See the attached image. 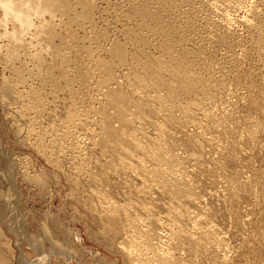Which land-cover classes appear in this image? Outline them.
<instances>
[{"label": "rangeland", "instance_id": "1", "mask_svg": "<svg viewBox=\"0 0 264 264\" xmlns=\"http://www.w3.org/2000/svg\"><path fill=\"white\" fill-rule=\"evenodd\" d=\"M71 2L73 10L57 21L58 37L53 38L67 63L45 42H33L42 61L33 56L35 48L21 50L14 61L5 47L0 50V228L9 239L0 235V242H9L0 247V258L12 252L2 263L24 264V255L36 260L52 250L49 264H134L122 248L126 235H114L99 215L102 204L92 177L106 176L107 185L100 188L120 204L149 205V216L165 217L169 231L167 223L174 220L169 198L157 191L138 194L142 176L118 174L105 165L110 157L108 161L119 162L120 154L98 143L97 109L103 97L94 60L100 59L111 61L123 91L147 104L150 118L173 133L176 147L171 152L191 156L185 176L197 201L184 206L192 204L185 207L202 215L198 220L213 223L212 236L221 240L219 247L206 236L199 243L183 238L185 246L172 245L163 225L156 224L164 243L179 249L175 252L184 264H264V0H94L91 22L82 16L78 0ZM144 9L151 12L146 21L138 14ZM114 42L124 49L125 61L111 55ZM78 58H85L84 79L74 66ZM12 68L20 69L23 78ZM5 83L17 87L15 96L4 89ZM157 93L174 120L153 101ZM72 114L77 118L71 124ZM139 117L135 126L114 125L129 130L146 126L140 131L150 139L158 134ZM188 217L178 219L182 229L190 225L186 232L191 230Z\"/></svg>", "mask_w": 264, "mask_h": 264}, {"label": "bare ground", "instance_id": "2", "mask_svg": "<svg viewBox=\"0 0 264 264\" xmlns=\"http://www.w3.org/2000/svg\"><path fill=\"white\" fill-rule=\"evenodd\" d=\"M93 1L94 0H78V4L82 8V16L85 17L87 19V21L89 20L90 22H91V19H92V17H91L92 12L95 9V5H94ZM72 3L73 2H71V0H0V50L5 47L6 50H7V53H8V54L6 53V55L8 56V58H10V60L14 61V60L17 59V57L19 58V54H20L21 50L22 51L23 50L26 51L29 48H35L36 52L34 53V51H33V53H34L33 56L36 59H41V61H42V59H43L42 52L37 50V45L41 44L42 42H45L46 45H47V48H48V50L50 52L58 51L57 53L61 57L62 61L67 63L68 59H69L67 54L65 55L64 53H62L63 52L62 50H61L62 52L60 50H57V47H56V45L54 43L55 42L54 41V39H55L54 37L55 36L58 37V34L56 33L57 32L56 31V26H58V25L56 23L59 22L58 20L62 21L64 19V17L66 16V11L67 10L69 11L73 7ZM141 3H142V1H141ZM5 5H7L8 7L6 8ZM72 10H73V8H72ZM144 11H143V13H139L138 12V14H142L141 16L146 21L147 20L146 18H148V15L150 14V16H151V12L148 13V11H146L145 9H144ZM78 16H80V15H78ZM71 17H73V16L71 15ZM76 18H78V17H76ZM81 23H82V21H81ZM153 28H155V27H153ZM62 34L63 33H61V35ZM63 36H64V34H63ZM70 37H72V35H70ZM29 39L31 41H29ZM34 41H37V45H34V43H33ZM72 45H73V43H72ZM27 52H28V50H27ZM110 52H111V55H114L119 61H122V62L125 61L124 59H125L126 55H125L124 49L119 44H116V43L113 44V47L110 49ZM168 52H169V50H168ZM3 53H5V52H3ZM81 53H82V51H81ZM100 57H103V56H100ZM135 59H136V57H135ZM82 60H81V58H80V60L78 58L75 61V65L74 66H75L76 71H78V74H79L78 77H81L82 79H84L86 77V75H87L86 72L83 71V68H84L83 67V62H84L85 58H84L83 61ZM32 61H33V59H32ZM94 61H95L96 68L99 70V72H101V76H100V78L98 80L99 87L101 88V94H99V95H102V97H103V101H101V103L99 105V108L97 109V114L99 115L98 118H100L99 121H101V128H98V129L99 130L101 129L100 131L102 133V134L99 133L101 135H100V138L98 139V141H99L98 143H99V145L101 144V146L103 144H106L107 145L106 147L109 148L111 151L114 150V149L119 151L120 156H122V157H120L119 154L117 153L119 158H120V159L117 158L119 162H117V163L114 162L115 161L114 159L111 160V161H108L111 158L110 157L107 160L105 165H109L110 167H112V169L115 170V173H118V174L121 172V173L126 175V174H131L132 172H135V175L139 174L140 177L142 176V178H141V179H143V181L141 182L142 185L139 188H137V193L138 194L143 193L141 195H147L145 193H150L151 191H157V193L159 192L161 195H164L167 198H169L168 199L169 200L168 205H170V207H169L170 211L173 212L174 220L169 221L167 223L168 224V230H169V231H167L166 221L163 222L165 217H164V219H162L160 217V215H157L160 218L157 217V216L156 217H152L153 215H151V217H150L148 212H152V211H149V210H152V208L149 205L148 206L145 205V204L143 205V204L139 203L140 201L139 202H135L134 200H133L134 203H131L132 201L131 202L129 201V203H127V204H120L118 201H115V199L113 200V198H111L107 192H103V190H101V188H100V186L102 184L103 185H107V183L104 184L106 182V180H107L106 176H100L99 178H96V177L95 178L94 177L90 178L91 179L90 182L93 184L94 188L96 189L95 193H96L97 197L99 198V200H100V202L102 204L101 205L102 206L101 211H99V213H101V214H99V215L101 216L105 226L112 233H114V232L120 233L121 232L122 236L124 234L126 235L124 237V239H123V242H122L124 247H122V246L121 247L123 248V250H124L126 256L129 258V260L132 261V263L134 262V264H184L185 262L181 263L183 261V259L182 258H181V260L179 259V257L182 256V254H180L181 255L180 256L178 253L175 252L176 249L172 250V249H174L176 247L174 246V248H172L173 246L171 247L167 243H164L166 241V240H164V241L162 240L164 238L163 237L164 233L161 232L163 234L162 235L160 233V231L158 232L156 230L157 229L156 228L157 227L156 224L163 225V227L165 228V231L168 232V234L166 233L167 235H165V237L167 236L165 239L168 238L170 244H172L173 242H175V244H178L177 242H180L179 244H182L183 243L182 242L183 238H185L186 241H189V242H190V239H191L192 242L194 241V244H195V242L199 243L200 236H204V238L206 236V240L208 238H209V240H211V238L213 237L212 233L215 231V227L213 226V223L209 224L211 222L208 223L206 220H198L197 218L198 217L201 218L202 215H199V216L195 215V213L193 211L191 212L190 210H188L186 208L187 206L192 205L194 202L197 201V199L193 195L194 194L193 193V189L194 188L191 186V183H189L190 181L189 182L187 181V178L185 176V174H186L185 163H186L187 160L189 161L191 156L186 155L185 157H181L180 154H176V153L171 152V150H173V148L176 147V146H174L175 142L172 141L173 139H176L172 135L173 133L170 130L164 128V126L162 124L154 122V120H152L153 119L152 117L150 118L149 114L146 112L147 104H145L142 101L139 102V101L133 100V98L129 97L128 94H126L123 91L122 87L119 86V82H118V78H117L115 69H114L113 65L110 63L111 61L107 62V61L100 60V59H95ZM177 61H178V59H177ZM179 61H180V59H179ZM183 61H184V59H183ZM58 62H60V61H58ZM73 62H71V63H73ZM136 62H138V61L136 60ZM9 64H10V62H9ZM141 65H142V62H141ZM160 65H161V63H160ZM9 67H10V65H9ZM18 67H19V64H18ZM57 67H58V64H57ZM51 68H48V69H51ZM12 71L16 72L15 74L20 75L19 76L20 78H23L22 75H24V73L20 69L17 68V70H15L14 68H12ZM191 71H192V69H191ZM54 72H55V70H54ZM52 74L54 75V73H52ZM163 74H162V76H163ZM53 75H52V77H53ZM167 75H166V77H167ZM59 76H61V75H59ZM46 78H48V77H46ZM195 80H197V79H195ZM178 81H181V80H178ZM163 82L161 81L160 83L164 87L166 85L165 84L166 81L164 83ZM172 83H174V82H171V84ZM154 84H156V82H154ZM189 84H191V83H189ZM192 84H194V83H192ZM4 86H5L4 89L6 91H9V94L11 93L10 95L15 96L14 94L17 93V91H18L17 87L11 85L10 83H5ZM166 86H168V85H166ZM188 86H190V85H188ZM192 87L194 88V85ZM195 87H197V86H195ZM16 89H17V91H16ZM167 89L171 90L170 87H167ZM174 90H178V88L175 89V87H174ZM191 90L193 91V89H191ZM31 91L33 92L32 89H31ZM188 91L191 92L189 89H188ZM174 92H176V91H174ZM174 94H177V93H174ZM19 95H20V91L18 92V96ZM161 95H159V94L156 95V96L154 95L155 97H153V101L156 102L157 105H159L158 108L160 109V111L165 112L163 115L167 116L168 118L170 117L169 120H171L174 117H172V115L169 116L170 114L168 113V109H167L168 107L165 104V99ZM172 96H173V94H172ZM14 98H17V97H14ZM99 98H100V96H99ZM170 98H171V95H170ZM170 102H171V100H170ZM172 103H173V100H172ZM174 104H175V102H174ZM77 111H78V109H77ZM125 114H126V116H128V117H126L127 119L126 118L124 119ZM135 117L136 118L139 117V119H143L144 121H147V122H145V124L147 126L148 125L155 126V128L157 129L156 131L158 132V134L155 133L156 135L154 137H151V139H150V136H147V137H149V139L145 141V138H147L146 137V133H145V136H144L143 135L144 134L143 130L140 131V129H143L146 126L142 127L143 125H140L141 127L136 126L137 128H131L132 126H130V130H129V128L125 129L124 127H125V125L127 127V124H126L127 122H128V124L132 125L134 123V121H136ZM167 117H165V118L168 119ZM76 118L77 117L72 114L69 117V122L71 124L76 122ZM139 119H137V120L139 122H141L142 120H139ZM154 119H155V117H154ZM172 120H174V119H172ZM116 121L120 122L121 124L123 122V124H125L123 126V128H121L122 126L121 127H116L114 125L115 124L114 122H116ZM141 124H144V122L142 121ZM133 125L135 126V124H133ZM166 125L168 126V124H166ZM145 130H146V128H145ZM20 132H22V131H20V129H19V133ZM67 133H69V131ZM70 133L72 135L73 131L70 132ZM93 134L96 135L95 132ZM91 136H93V135H91ZM172 136H173V139H172ZM43 139H44V137H43ZM95 142L96 141H94V143ZM176 145H178V144H176ZM170 146L172 148H170ZM103 147H105V146H103ZM178 147H180V146L178 145ZM109 155H111V154H109ZM105 167L108 168V166H105ZM187 171H188V169H187ZM108 172H109V170H108ZM109 173H111V172H109ZM113 173L111 175H113ZM135 175H133V176H135ZM127 181H128V179H127ZM130 181H132V180H130ZM133 182H131V183H133ZM131 183H130V185H132ZM114 186H116V185H114ZM119 187H121V186H119ZM124 187H127V186L125 185ZM131 188H132V186H131ZM115 189H117V188L115 187ZM130 190L132 192V189H130ZM130 190H128V191H130ZM93 192H94V189H93ZM126 193H127V191H126ZM127 194H129V193H127ZM161 195H157V196H161ZM150 197H153V195L150 196ZM186 197H187L188 200H185ZM163 198H165V197H163ZM163 198H161V199H163ZM186 201H190V203L192 202V204L185 205L186 206L185 207L184 206V204H185L184 202H186ZM127 202H128V200H127ZM159 203H161V202H159ZM144 214H146L147 216L144 215ZM169 216L171 218V213H170ZM185 216L186 217L189 216L188 219H192V222L189 220L191 222V230L189 229L188 232H186L185 229L188 230V227L190 225L188 227L185 226L187 228L183 227V229H184L183 230L182 229L183 225L180 226V223H179L182 220H180L178 222V219L183 218V217L185 218ZM119 219H120V221L123 222V229H121L120 227L118 229V226H117L118 224L117 223H119L118 222ZM183 220H185V219H183ZM204 223H206L205 224L206 226L203 225ZM119 226H120V224H119ZM9 228H11V227H9ZM115 234L116 233H114V235ZM0 235L1 236L4 235L5 237L7 236L5 234V231H4L3 228H0ZM2 239L3 238H1L0 241H2ZM7 239L8 238L6 237V240ZM218 241H221V240H217L216 238L213 237L211 242H213L214 244L216 243L218 245V247H219L220 246L219 244L221 242L219 243ZM1 243L2 242H0V247H4V245H8V247H9V242L8 241H4L2 244ZM176 246L178 247V245H176ZM183 246H185V245H183ZM182 247H180V245H179L178 248H182ZM193 247H195V246H193ZM220 248H222V247H220ZM2 249L5 250L4 248H2ZM216 249H217V247H216ZM177 250H179V249H177ZM192 250H194V249H192ZM11 251L12 250H10V252ZM8 252H9V250H8ZM181 253H184V252H181ZM7 254L9 255V253H7ZM51 254H52V250H50V252H48V253H44L40 258H38L36 260H31V259L28 258V256L24 255L23 262H24V264H49V260L52 257ZM8 255H7V257H8ZM10 255H12V252L10 253ZM10 255H9V257H10ZM7 257H6V259H7ZM2 260L3 259L0 258V263L4 264V263H2ZM5 260H3V261L5 263H7V261H5ZM8 262H10V261H8Z\"/></svg>", "mask_w": 264, "mask_h": 264}, {"label": "clouds", "instance_id": "3", "mask_svg": "<svg viewBox=\"0 0 264 264\" xmlns=\"http://www.w3.org/2000/svg\"><path fill=\"white\" fill-rule=\"evenodd\" d=\"M5 7L7 8L8 6H7V5H5Z\"/></svg>", "mask_w": 264, "mask_h": 264}]
</instances>
